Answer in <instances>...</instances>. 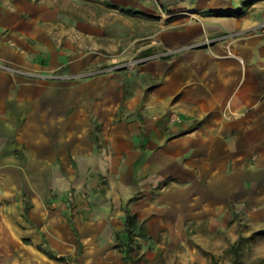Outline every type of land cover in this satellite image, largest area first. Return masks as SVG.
Returning <instances> with one entry per match:
<instances>
[{
    "label": "crops",
    "instance_id": "1",
    "mask_svg": "<svg viewBox=\"0 0 264 264\" xmlns=\"http://www.w3.org/2000/svg\"><path fill=\"white\" fill-rule=\"evenodd\" d=\"M7 15L0 183L25 184L34 215L52 205V222L62 223L75 201L84 236L118 231L127 217L154 239L227 236L230 216L264 227L260 20L207 17L211 35L230 32L211 44L199 27L160 30L159 52L134 70L73 83L50 76L64 52L40 54L14 26L3 33Z\"/></svg>",
    "mask_w": 264,
    "mask_h": 264
},
{
    "label": "rangeland",
    "instance_id": "2",
    "mask_svg": "<svg viewBox=\"0 0 264 264\" xmlns=\"http://www.w3.org/2000/svg\"><path fill=\"white\" fill-rule=\"evenodd\" d=\"M7 12L3 33L14 26L40 54L64 52V65L50 76L73 83L134 70L159 52L160 30L199 27L202 44H211L230 32L211 35L207 17L260 20L264 27V0H0V18ZM68 206L54 224L52 205L32 213L25 184L0 183V264H264V227L235 216L227 236L219 229L203 239L191 232L154 239L136 232L130 218L131 237L126 222L113 233L84 236L73 218L75 201Z\"/></svg>",
    "mask_w": 264,
    "mask_h": 264
},
{
    "label": "trees",
    "instance_id": "3",
    "mask_svg": "<svg viewBox=\"0 0 264 264\" xmlns=\"http://www.w3.org/2000/svg\"><path fill=\"white\" fill-rule=\"evenodd\" d=\"M128 221H129V217L126 218V228H125L124 231L127 233V235H129V236L131 237V232H127V231H128V230H127V229H128V227H127V223H128Z\"/></svg>",
    "mask_w": 264,
    "mask_h": 264
},
{
    "label": "bare ground",
    "instance_id": "4",
    "mask_svg": "<svg viewBox=\"0 0 264 264\" xmlns=\"http://www.w3.org/2000/svg\"><path fill=\"white\" fill-rule=\"evenodd\" d=\"M165 17V16H164ZM164 17H162V20L164 19Z\"/></svg>",
    "mask_w": 264,
    "mask_h": 264
},
{
    "label": "built area",
    "instance_id": "5",
    "mask_svg": "<svg viewBox=\"0 0 264 264\" xmlns=\"http://www.w3.org/2000/svg\"><path fill=\"white\" fill-rule=\"evenodd\" d=\"M170 120H173V118H171Z\"/></svg>",
    "mask_w": 264,
    "mask_h": 264
}]
</instances>
